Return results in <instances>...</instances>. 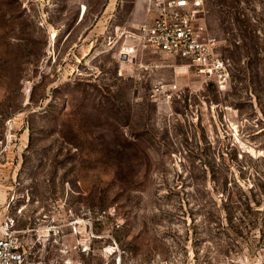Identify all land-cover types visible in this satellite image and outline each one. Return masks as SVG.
I'll list each match as a JSON object with an SVG mask.
<instances>
[{"label":"rangeland","instance_id":"374dc122","mask_svg":"<svg viewBox=\"0 0 264 264\" xmlns=\"http://www.w3.org/2000/svg\"><path fill=\"white\" fill-rule=\"evenodd\" d=\"M24 1L0 0L15 264H264V0H205L224 88L162 52L118 57L114 30L146 0ZM161 78L174 97L154 93Z\"/></svg>","mask_w":264,"mask_h":264},{"label":"built area","instance_id":"2783aa9c","mask_svg":"<svg viewBox=\"0 0 264 264\" xmlns=\"http://www.w3.org/2000/svg\"><path fill=\"white\" fill-rule=\"evenodd\" d=\"M28 1L41 13L43 5L53 0H25L24 4ZM146 3L144 21L114 30L112 47L118 57L135 61L150 50L162 52L184 60L195 75L212 79L219 88L226 87L231 81L229 62L219 54L217 38L208 28L205 0H146ZM157 92L172 98L178 92V83L161 78L154 88V93ZM5 234L10 236L8 230ZM20 258L16 246L6 238L0 239V264H15Z\"/></svg>","mask_w":264,"mask_h":264},{"label":"bare ground","instance_id":"6f19581e","mask_svg":"<svg viewBox=\"0 0 264 264\" xmlns=\"http://www.w3.org/2000/svg\"><path fill=\"white\" fill-rule=\"evenodd\" d=\"M56 36H57L56 31H53V32L51 33V38H52V39H53V38H56Z\"/></svg>","mask_w":264,"mask_h":264},{"label":"trees","instance_id":"16d2710c","mask_svg":"<svg viewBox=\"0 0 264 264\" xmlns=\"http://www.w3.org/2000/svg\"><path fill=\"white\" fill-rule=\"evenodd\" d=\"M258 204V203H257Z\"/></svg>","mask_w":264,"mask_h":264}]
</instances>
